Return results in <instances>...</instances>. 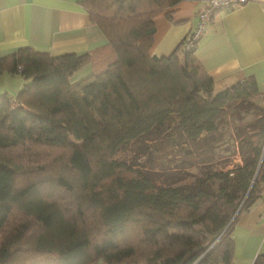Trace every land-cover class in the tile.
Listing matches in <instances>:
<instances>
[{
	"label": "trees",
	"instance_id": "trees-1",
	"mask_svg": "<svg viewBox=\"0 0 264 264\" xmlns=\"http://www.w3.org/2000/svg\"><path fill=\"white\" fill-rule=\"evenodd\" d=\"M181 1L81 0L105 46L0 58L27 82L0 95V264H235L236 219L264 191V91H216L198 43L150 54ZM162 146L181 155L159 173ZM222 153L241 164L213 166Z\"/></svg>",
	"mask_w": 264,
	"mask_h": 264
},
{
	"label": "crops",
	"instance_id": "crops-1",
	"mask_svg": "<svg viewBox=\"0 0 264 264\" xmlns=\"http://www.w3.org/2000/svg\"><path fill=\"white\" fill-rule=\"evenodd\" d=\"M81 0H0V58L22 48L53 56L94 53L107 40ZM205 0H183L154 18L156 33L151 55L169 56L198 27ZM195 56L214 79L216 91L253 76L264 91V0L223 9L207 24ZM85 68L76 78L88 74ZM16 82L9 90L4 82ZM10 81V82H11ZM2 82V83H1ZM27 82L20 74L0 75V95L15 101ZM11 85V84H9ZM264 191L247 211L239 213L233 236L235 264H253L264 254Z\"/></svg>",
	"mask_w": 264,
	"mask_h": 264
},
{
	"label": "rangeland",
	"instance_id": "rangeland-1",
	"mask_svg": "<svg viewBox=\"0 0 264 264\" xmlns=\"http://www.w3.org/2000/svg\"><path fill=\"white\" fill-rule=\"evenodd\" d=\"M87 75V74H86ZM86 75H83L82 77H85ZM79 77V78H82ZM11 80H7L6 82H4L5 85L3 86H7L6 88L9 90H12L14 92V90L17 88L16 86V82H10ZM2 83V82H1ZM11 84V85H9ZM2 85L0 84V87ZM1 92V91H0ZM9 98H11V95H8ZM15 105V103H14ZM239 128L238 129H242L245 128L246 124L244 123H238L236 124ZM235 125H233L234 127ZM179 150L178 149H172L171 147L167 148V147H160V151L157 152V154H153L152 157V162H151V169L161 173L163 171V169L166 167V163H176V161H180L177 157L181 154L178 153ZM17 156H19V152L15 153ZM179 154V155H178ZM168 155H172L171 157H168ZM199 155H197L198 157ZM215 156V155H214ZM177 158L175 159L174 162H169L167 159L168 158ZM200 157V156H199ZM198 161V158L193 159L191 164L195 165V163ZM214 162L211 163L213 166L217 167V168H221V167H227L229 168H233L234 166L241 164L242 160L240 156H232V154H226V153H222L220 156H216L214 157ZM189 166V165H188Z\"/></svg>",
	"mask_w": 264,
	"mask_h": 264
},
{
	"label": "built area",
	"instance_id": "built-area-1",
	"mask_svg": "<svg viewBox=\"0 0 264 264\" xmlns=\"http://www.w3.org/2000/svg\"><path fill=\"white\" fill-rule=\"evenodd\" d=\"M254 0H205V7L198 15L199 24L197 29L188 36L184 41V48L191 50L195 47L198 41L201 39L205 32V28L209 22H211L216 15L223 9H236L240 8ZM264 217V213H263ZM96 264H109L106 262H98Z\"/></svg>",
	"mask_w": 264,
	"mask_h": 264
}]
</instances>
